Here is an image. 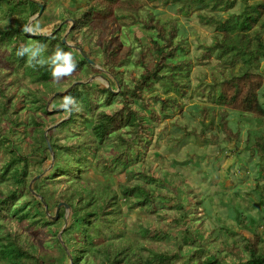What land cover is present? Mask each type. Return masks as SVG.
I'll list each match as a JSON object with an SVG mask.
<instances>
[{
	"label": "trees",
	"instance_id": "trees-1",
	"mask_svg": "<svg viewBox=\"0 0 264 264\" xmlns=\"http://www.w3.org/2000/svg\"><path fill=\"white\" fill-rule=\"evenodd\" d=\"M46 1L0 0V9L6 8L4 15L8 18L7 21H0V48L7 47L4 58L10 67L8 70L0 69V120L4 116L12 127H21L15 107L24 97H29L31 106L41 112H29L34 126L30 131L16 133L15 138L17 141L24 139L34 142L36 145L30 151L33 154H41L45 159L46 153L49 158L53 155L52 165L47 170L30 171L26 162L30 154L23 156L17 151L0 166V264H70L65 250L66 242L70 246L74 244L75 247H82L84 239L93 234L115 235L127 226L124 207L129 210H146L143 216L138 217L139 222H135L138 228L132 230L135 233H145L141 234L142 238L135 240L124 233L116 235V240H108L104 244L105 250H110L114 245L116 249H120L127 244L128 247H134L135 251L129 253L126 262L124 251L118 252L116 262L112 261V264H134V256L142 264H264V182L256 181L255 184L259 200V213L255 216V223H247L245 216L238 220L239 227L250 232L246 235L225 222L206 226L202 217V205L207 195L194 192V187L190 184H187L189 191L182 193L183 182L173 183L174 194L173 191L169 192L171 184L166 181L165 176H155L153 164L143 159L148 142L154 137L155 126L162 120L160 112L167 115L168 109L174 110L181 105L177 96L161 98L158 94H151L152 99L161 101L159 112L149 106L154 100L146 98L144 93L152 91L156 83L164 84L165 80L175 93L185 96V89L190 87V82L178 83L176 77L183 71L187 73L191 63L189 57L173 59L179 50L186 48V37L179 35L176 20L172 17H158L146 1L151 5L155 1H160L161 5L178 2L177 12L180 14L188 17L194 10L202 24L214 25L213 43L202 44L198 61L209 59L213 54L219 59L215 66L219 77L211 71L212 81L204 85L207 87L206 94L204 87H201L205 99L219 107L209 110L206 105L200 106L202 128L198 129L199 132L196 131L197 127L190 131H186L185 127L183 129L203 142L234 141V146L238 148L241 130L236 126L234 133L227 127L229 117H235L239 122L251 119L264 125V79L251 75L254 59L264 57V0L253 3L242 0L243 7L238 12L224 11V15L219 11L228 9L235 0H84L81 8H62L63 14L60 15L62 20L74 19L65 40L79 47L80 41H85L88 49L81 46L80 51L61 41L66 28L71 25L70 20L63 23L65 25L61 24L49 36H30L22 30L34 18L30 7L35 6L39 10L40 2L45 8ZM94 14L101 16L102 23L95 21ZM125 18L128 20L125 21ZM117 19H120L119 23ZM125 23H137L144 30H149L151 42L150 46L138 47L136 61L140 63L141 70L138 74L131 72L127 77L122 65L128 59L132 47H129L127 54L119 56L120 42L114 41L120 26ZM58 25L60 24L55 27ZM29 27L36 32L35 19ZM135 37L138 42L141 41L140 36ZM97 43L100 45L96 54L99 61L93 57L92 51ZM28 45L36 51V55L31 56L33 65L28 63L29 52L16 55L17 51H23ZM57 48L61 52L72 51L75 67L70 74L54 78L51 59ZM149 51L150 57L145 59ZM82 53L95 59L100 67L107 70L106 74L113 75L111 77L114 84L111 88L116 89L118 83L117 92L108 91L99 95L98 87H92V81L89 80L98 70L87 63ZM44 55L48 57L44 58ZM84 63L88 68H85ZM103 88L107 90L106 86ZM64 97H69V100L65 101ZM48 101L50 111L67 102L70 103L72 112L68 119L53 125L45 135V120L53 118L51 116L56 113L66 115L68 110V106L64 105L53 112L47 111ZM137 101L140 105H136ZM11 103L14 104L13 108ZM83 113H88L89 116H85L84 121L77 119ZM207 115L209 121L206 123L204 117ZM216 117L217 130L205 134L207 130L213 129ZM86 121L90 122V127L86 125ZM59 126L62 128L59 129ZM54 130L57 133L53 134ZM257 130V133L252 134L254 143L248 145L252 129H246V153L249 159L255 157L263 167L264 130ZM66 135H70L72 140L65 139ZM5 139L0 133V147H7L9 152L21 147L20 144L15 147L12 140L5 142ZM104 142L109 147L107 150L111 149L110 153L105 155L100 151L93 160L95 164H101V170L105 172L113 171L115 165L123 168L124 178L117 182L116 188L81 180L88 153L92 148H103ZM64 153L65 160L62 161L60 156L61 160L57 164L56 158ZM40 173L41 176L33 183L35 194L29 189V183ZM71 176L75 177L74 181H71ZM73 182L78 185L73 186ZM59 183L63 186H50L60 185ZM48 188L51 189L50 193L47 192ZM158 195L162 198H158ZM60 201L67 203L70 211V218L60 236L63 242L57 238L58 228L48 233L51 226H60L65 220L67 213L64 206L60 207L56 219L49 216L54 215V209ZM168 207L175 208V211L167 212ZM158 208H163L170 217L169 224L162 233L168 240L164 241V237L158 239L159 248L151 244L150 239V236H159L161 225L155 221ZM172 226L179 233L171 231ZM258 226L261 227V232L256 231ZM113 228L116 230L113 231ZM145 234L149 239L145 238ZM49 235L55 236L56 243L67 258L66 263L58 262L61 258L46 255L43 251ZM75 252L72 263L80 264L84 252L79 249ZM148 254L150 257H147Z\"/></svg>",
	"mask_w": 264,
	"mask_h": 264
},
{
	"label": "rangeland",
	"instance_id": "rangeland-1",
	"mask_svg": "<svg viewBox=\"0 0 264 264\" xmlns=\"http://www.w3.org/2000/svg\"><path fill=\"white\" fill-rule=\"evenodd\" d=\"M249 3H253L257 0H247ZM142 2H145L142 0ZM149 7L152 8L153 12L162 19H167L168 17H172L176 20L177 25L179 26V35L186 37L185 45L186 48L184 50H179L177 54L173 57V59H181L183 57H189L191 59V63L188 66V72L183 71L178 74L176 77V82L184 83L190 82V87L186 88V95L181 96L180 94L175 93L173 87L168 84L167 81L163 80L162 82L156 83V86L152 91H146L144 94L146 98H151V94H158L161 98L165 96H177L178 100L181 101L180 108L169 110L167 115H163L160 112L161 101L154 100L151 102L149 106L154 107L155 110L160 112V117L162 120L160 123L156 124L155 130L153 132V139H149L148 145L144 151L143 159L149 160V163L153 164V173L155 176H165L166 181L171 184L169 192L174 194L173 183L179 184L183 182V191H189L187 189V184H190L194 187V192L200 193V195H207L205 200L203 201L204 206V214L203 218L205 220V225H218L220 222H225L227 225H232L236 229H239L240 232H243L246 235H249L250 232L239 227L238 220L245 216V220L249 224L255 223V216L259 213V207L257 206L259 200L257 197V191H255V184L257 182H264V166L258 164L257 159L255 157L248 158V153L245 144L246 137V129H252V132L249 137H251L250 141H248V145L254 143L253 133H257V128L264 130V125H259L254 120H242L237 121L235 117H229L227 119V127L232 130V132H236L237 127L240 128L241 132L239 135L238 148L235 147L234 141H220L218 143H207L203 142L200 138L190 133H186V131H190L193 127H197L200 130L202 115L200 114V106H207L209 110L218 109L219 106L213 105L208 102L205 97L202 95L201 87H204V94L207 90L204 85L207 82L212 81V76L210 75L211 71H214L216 77H219L217 70H215V66L219 59L214 56V54L209 59H204L202 61H198V57L200 52L202 51V44H212L213 43V32L214 25L213 24H202L196 12L193 10L188 17L177 12V8L179 7L178 2L170 3L168 5H161L160 1L147 2ZM84 5V0H47L46 7L38 14V10L35 6L30 7V11L34 13L32 16V21L36 22V32L33 33H41L44 36H49L55 33L69 18L61 19L60 15L63 14L62 8L75 10L81 8ZM198 7V5H197ZM243 7L242 0H235L233 5H231L226 10H220L219 13L224 15L226 11L230 12H238ZM15 9V8H14ZM16 12H19L15 9ZM225 11V12H224ZM7 12L6 8L0 9V21H7V16L4 14ZM14 11H11V13ZM15 13V12H14ZM95 21L97 23H102L101 16L95 15ZM61 19V22L60 20ZM74 20V19H73ZM127 21L128 19H124ZM118 23L120 19L116 20ZM32 24V22H31ZM30 24V25H31ZM56 24L58 27H55ZM65 25V24H63ZM72 25H69L64 32L63 37H66L69 34V29ZM30 28V27H29ZM149 30H144L141 25L137 23L130 24L125 23L120 26L119 30L114 37V41L120 42L119 56L125 55L128 52L129 47H132V51L128 54V59L125 61L124 65H122V69L124 71L125 77L129 75V73L138 74L141 70V65L136 61L138 57V47L141 45L150 46L151 42L149 40L148 34ZM27 34V33H26ZM28 35V34H27ZM31 36V35H30ZM135 36H140V42L136 40ZM61 38V41H62ZM37 41V40H36ZM35 42V41H33ZM63 43V42H62ZM73 44V43H70ZM75 45V44H73ZM68 46V45H67ZM83 46L85 49H88V45L85 41H80V47ZM99 43L96 44L95 48L92 49L93 57L97 59L96 54L99 52ZM72 47V46H70ZM41 51V50H40ZM42 52V51H41ZM68 53L72 54V51L69 50ZM7 54V47L0 48V69L8 70L10 69L7 60L4 58V55ZM84 59L85 56L81 54ZM50 56V55H49ZM48 57V55L43 56ZM87 57V56H86ZM150 51L145 56V59H149ZM89 58V57H88ZM91 59V58H90ZM95 59H92L95 61ZM87 63L88 60L86 59ZM99 61V60H98ZM96 62V61H95ZM253 68H251V72L253 77H261L264 79V57L254 59ZM97 63V62H96ZM94 69L98 70V73L91 75L89 80H91V86L98 87L99 95L102 96L108 91L116 92L119 88L118 83L116 84L117 88H111L113 86V75L109 76L106 69L100 67L99 65L95 66L89 63ZM85 68H88V65L84 63ZM102 66V65H101ZM97 77L96 79H94ZM116 82V80H115ZM107 88V90L103 87ZM64 91H56V93H62ZM52 98V97H51ZM101 100V99H99ZM32 102L29 97H24L23 101L21 100L17 103L15 107L16 112L19 114L20 121L22 125L21 127H12L8 119L4 116L1 117L0 120V133L6 137L5 142L8 140L13 141V146L21 145V147L16 148L12 153L8 151L7 147H0V166L2 162H5L9 159V157L17 153L25 156L26 154H30L26 158V162L28 164V169L30 171L36 172V170H47L50 169V166L53 162V157L49 158L46 153V159L43 158L41 154H33L30 151L32 150V146L36 145L32 141H23L15 138L16 133L22 132V130L30 131L34 125L31 122L29 112H34L36 114H40V110H36L31 106ZM47 104V103H46ZM63 104V103H62ZM136 105H140L137 101ZM11 107H14V104L11 103ZM35 109V110H34ZM48 107L46 108V110ZM58 109V108H57ZM87 112H90L88 108H85ZM230 110V108H228ZM56 110V109H55ZM0 111H2L0 109ZM48 111V110H47ZM54 110L50 111L53 112ZM72 112V110H71ZM81 117L77 116V119L80 118L84 121L85 116H89L88 113L79 114ZM71 116L69 114V109L67 110V114L65 113H56L53 118L46 119L44 122V127L46 132L50 130L54 124L61 123L63 120L68 119ZM205 122L209 121V115L204 117ZM89 122V121H88ZM86 121V125L90 127V122ZM217 117L214 119V127L212 130H207L205 134H210L211 131L217 130L216 127ZM183 127L186 128L184 131ZM48 128V129H47ZM62 127L59 126V129ZM89 129V128H87ZM63 132H68L64 130ZM199 132V131H198ZM219 132V131H218ZM53 134L57 133L56 130L52 131ZM197 134V132H196ZM70 135H66L65 139L72 140ZM220 136V135H219ZM222 136V135H221ZM220 136V137H221ZM76 141V139H75ZM65 142V141H64ZM48 147V146H47ZM103 148L99 149V146L96 148H92L87 155V161H85V173L82 174V181L89 180L90 182H98L99 184L110 185L114 188L117 187V182L124 178L123 168L121 166H114L113 171L105 172L101 170V164H95L93 157L96 154H99L102 151V154L108 155L110 150H107L106 142L103 143ZM109 148V147H108ZM111 148V147H110ZM237 148V149H236ZM239 150L241 152H239ZM52 155V152L50 153ZM60 154V153H58ZM62 156V161L65 160V153L62 155H58L56 158L57 164L60 162ZM22 163V162H21ZM20 163V164H21ZM67 165H65V168ZM36 179L41 176L40 174H36ZM34 176V177H35ZM33 177V178H34ZM177 179V180H176ZM75 177L71 176V181H74ZM80 180V182H82ZM176 180V181H175ZM35 179L30 181L31 187L33 189V183ZM179 181V182H178ZM60 184V183H59ZM175 184V185H176ZM73 186H77V182H73ZM51 187L63 186V184H50ZM196 186V188H195ZM238 189V190H237ZM168 190V189H166ZM47 192L50 193L51 189L48 188ZM236 192V193H235ZM238 194L237 197H235ZM51 196V195H47ZM249 198H248V197ZM55 197V196H53ZM203 197V196H202ZM158 198H162V196L158 195ZM186 200V196L183 197ZM63 202V201H60ZM60 202L57 204L60 205ZM171 203V202H169ZM166 205V203H164ZM56 206V207H57ZM58 208V211L60 207ZM232 206V207H231ZM55 207V209H56ZM236 209H232V208ZM54 209V211H55ZM124 216L126 221V227L124 229H120L114 234H105L97 236L93 234L88 238H85V242H82V247H75L74 244L66 242V247L68 248L71 257H74L76 254V250H80L84 252V256L82 257L80 264H112V261L116 262L117 253L120 251H124V262L127 261L129 257V253H134V247H128L129 245H124L120 249H116V245L112 246L109 249L105 250L108 240H116V235L121 236V233H124L131 240H135L138 238H142L141 234L145 232H132L133 229H137L138 226L136 223L139 222L138 217L143 216L145 214V209L141 210L140 208L127 209L123 208ZM171 210V212L175 211V208L168 207L167 212ZM67 214H65V220L61 223L60 226H51L48 233L52 232L54 229L58 228V233L63 232L66 221L70 218L69 216V207L65 208ZM203 211V210H202ZM201 211V212H202ZM158 214L155 218L156 223H160L161 227L159 230L158 237H151V244L155 247L159 248L158 239H162L163 230H166V226L169 224L170 217L163 208H158ZM170 212V213H171ZM230 216L228 217V215ZM233 214V215H231ZM57 218V217H56ZM55 218V219H56ZM150 221V219H149ZM136 222V223H135ZM144 224H146V220H143ZM97 225H100L99 221H96ZM33 230V229H32ZM116 230L113 228V231ZM170 230L174 233H179L178 229L175 227H170ZM256 231L261 232V227L258 226ZM57 233V238L58 237ZM146 235V234H145ZM61 236V234H60ZM146 239H149L147 235ZM60 240V238H59ZM163 240H168L167 238H163ZM61 242V240H60ZM63 242V241H62ZM162 250V248H161ZM46 255H53V257H59L58 262L66 263L67 258L63 255L62 249L58 246L55 241V236L49 235L45 240V249L43 250ZM68 254V253H67ZM69 255V254H68ZM146 255V252H145ZM147 257H150L148 254ZM88 258V259H87ZM87 259V260H86ZM134 264H142L137 262V257L134 256ZM70 262L72 263L73 260Z\"/></svg>",
	"mask_w": 264,
	"mask_h": 264
},
{
	"label": "clouds",
	"instance_id": "clouds-1",
	"mask_svg": "<svg viewBox=\"0 0 264 264\" xmlns=\"http://www.w3.org/2000/svg\"><path fill=\"white\" fill-rule=\"evenodd\" d=\"M40 3V2H39ZM41 4V3H40ZM73 26V25H72ZM23 31H26V32H34L35 29L33 28H29V27H24L22 29ZM23 52H29L30 53V56L28 58V63L30 65H33L32 64V60H31V56H35L36 55V51H33L32 48H31V45H28L27 47H25L23 49V51H17L16 52V55L17 56H21L23 54ZM51 63L53 65V77L56 78V77H60V76H63V75H68L71 73V71L73 70V68L75 67V64H74V61L72 59V56L70 53H66V52H61L59 50V48H57L56 52H55V55L53 56V58L51 59ZM98 65V64H97ZM65 101L69 100V97H64L63 98ZM69 206V205H68ZM65 207V206H64ZM54 214H55V211H54ZM58 214V213H57ZM58 216V215H57ZM65 250L66 252L70 255V252L68 250V248L66 247L65 245ZM69 260L72 261V257L71 259L69 258ZM73 264V263H72Z\"/></svg>",
	"mask_w": 264,
	"mask_h": 264
},
{
	"label": "water",
	"instance_id": "water-1",
	"mask_svg": "<svg viewBox=\"0 0 264 264\" xmlns=\"http://www.w3.org/2000/svg\"><path fill=\"white\" fill-rule=\"evenodd\" d=\"M39 4H40V3H39ZM42 9H43L42 4H40V8H39V10H38V14L41 13ZM69 20L71 21V25H73V22H74L73 18H69ZM31 22H32V21L27 22L26 27H29L30 24H31ZM71 27H72V26H71ZM25 33H27V34H29V35H31V36H40V35H42L41 33H33V32H26V31H25ZM62 42H63L64 44L68 45V46H72V47L77 48L79 51L81 50V48H80L79 46H77V45H73V44H70L69 42H67V41L65 40V37L62 38ZM84 56H85V55H84ZM85 58L88 60L89 63H91V64L97 66V63H96L94 60H92V59H90V58H88V57H86V56H85ZM72 85H73V84H72ZM72 85H71V86H72ZM71 86H70V87H71ZM70 87H69V88H70ZM67 89H68V88H67ZM116 92H117V91H116ZM48 104H49V101H48L47 104H46V108L48 107ZM64 105H67V106H68L69 114H70V113H71V106H70V103L64 102L63 104H61V105H60L59 107H57V108H62ZM57 108H55V109H57ZM55 109H54V110H55ZM47 110L50 111L49 109H47ZM56 124H57V123H56ZM56 124H54V125H56ZM47 129H48V128H47ZM46 142H47V146H48V148L50 149V144H49V142L47 141V139H46ZM52 156H53V155H52ZM36 177H37V176H35L32 180L36 179ZM32 180H31V181H32ZM30 185H31V182L29 183V189L31 190L32 193H35V194H36V192L32 189V187H31ZM60 205L65 206V208H66V207H69L68 204L65 203V202H60ZM60 205H58V206L56 207V209H55V214H54V215H50V214L48 213L49 216H50L51 218L55 219V218L57 217V215H58V214H57V213H58V208H59ZM45 209L47 210L46 205H45ZM60 234H61V232L58 233V237H59V238H60ZM61 242H62V241H61ZM69 258L71 259V256H69ZM70 264H72V263L70 262Z\"/></svg>",
	"mask_w": 264,
	"mask_h": 264
}]
</instances>
